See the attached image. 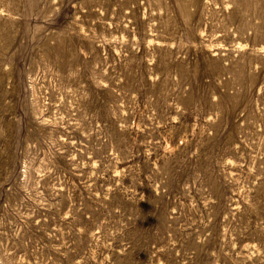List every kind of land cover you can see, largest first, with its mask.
Here are the masks:
<instances>
[{
    "label": "rangeland",
    "instance_id": "1",
    "mask_svg": "<svg viewBox=\"0 0 264 264\" xmlns=\"http://www.w3.org/2000/svg\"><path fill=\"white\" fill-rule=\"evenodd\" d=\"M0 264H264V0H0Z\"/></svg>",
    "mask_w": 264,
    "mask_h": 264
}]
</instances>
